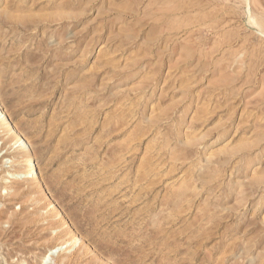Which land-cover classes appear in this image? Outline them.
I'll list each match as a JSON object with an SVG mask.
<instances>
[{
    "label": "rangeland",
    "instance_id": "rangeland-1",
    "mask_svg": "<svg viewBox=\"0 0 264 264\" xmlns=\"http://www.w3.org/2000/svg\"><path fill=\"white\" fill-rule=\"evenodd\" d=\"M0 106V264H264V0H0Z\"/></svg>",
    "mask_w": 264,
    "mask_h": 264
},
{
    "label": "bare ground",
    "instance_id": "bare-ground-1",
    "mask_svg": "<svg viewBox=\"0 0 264 264\" xmlns=\"http://www.w3.org/2000/svg\"><path fill=\"white\" fill-rule=\"evenodd\" d=\"M246 3V2H245ZM248 3V2H247ZM257 25V24H256ZM263 35V34H262ZM2 117V118H1ZM5 115L3 113V111L1 110V106H0V129H3L4 127H7L8 123L5 122ZM5 132L6 134L8 133L7 130H2L1 133ZM4 133V134H5ZM25 150V149H24ZM26 168H27V172L25 176H32V174L34 173V161L32 160V158L27 159L26 161ZM58 248L55 249H50L49 250V254L47 256H45L43 258V260H47L48 258L52 257L54 252L57 251Z\"/></svg>",
    "mask_w": 264,
    "mask_h": 264
}]
</instances>
